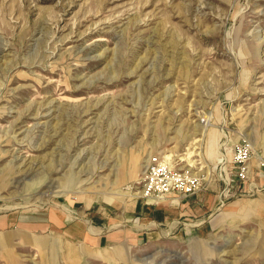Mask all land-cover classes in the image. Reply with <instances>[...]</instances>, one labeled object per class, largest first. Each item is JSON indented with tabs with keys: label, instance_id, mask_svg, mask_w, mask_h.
Returning <instances> with one entry per match:
<instances>
[{
	"label": "rangeland",
	"instance_id": "1",
	"mask_svg": "<svg viewBox=\"0 0 264 264\" xmlns=\"http://www.w3.org/2000/svg\"><path fill=\"white\" fill-rule=\"evenodd\" d=\"M0 264H264V0H0Z\"/></svg>",
	"mask_w": 264,
	"mask_h": 264
},
{
	"label": "crops",
	"instance_id": "2",
	"mask_svg": "<svg viewBox=\"0 0 264 264\" xmlns=\"http://www.w3.org/2000/svg\"><path fill=\"white\" fill-rule=\"evenodd\" d=\"M206 140L208 141L209 138L207 139L206 137ZM160 202L162 200H159ZM163 205V204H162ZM132 215V214H131ZM143 215L144 216H149V217H152V221H146L145 220H140L139 221V224L137 225V227H140V226H144L145 228L149 229L151 228L153 225H155V221L157 222V217L153 214L151 216V214L146 210L143 212ZM170 215H173V211H164V217H163V220L162 221H166L167 217H169ZM50 220L52 222L56 221V219L59 221L60 220V216H57L55 215L53 212H50ZM56 217V218H55ZM101 222L104 226L112 223V220L111 218H108L106 216H104L103 218H101ZM88 229V230H87ZM99 226L96 228L91 226V227H87L86 230L87 231H90L92 233H95V232H98L99 230ZM185 230V229H183ZM184 233L188 232V230H185L183 231ZM154 234H146L147 237H151L153 236ZM23 236V235H22ZM81 236V234H80ZM140 235H138L137 233H133L131 232L129 229H118V230H115V231H112V232H107L106 234H104V237H105V240L103 241V243H98L99 239H100V236H94L92 240H86L84 239V242L82 241V243L86 244L85 242L86 241H90L92 243H94V245H98V247L101 246V248H99V254H103V255H110V254H117V255H124L126 253L125 251V243L131 238L133 237V239H137ZM108 243H111L108 245ZM83 245V244H82ZM107 245V246H106ZM103 247V248H102ZM94 248V247H92ZM79 250H84V251H87L85 250L84 248H79ZM90 256H98L99 254H97V252H95L94 250L90 252ZM147 258H142L140 259L142 262H146Z\"/></svg>",
	"mask_w": 264,
	"mask_h": 264
},
{
	"label": "built area",
	"instance_id": "3",
	"mask_svg": "<svg viewBox=\"0 0 264 264\" xmlns=\"http://www.w3.org/2000/svg\"><path fill=\"white\" fill-rule=\"evenodd\" d=\"M235 158L238 162L244 161L246 158V150L244 148L237 147ZM144 167V178L147 180V182H182V178L185 182H192L193 179H190L187 176H182V178H178L172 175V173L169 172V170L166 168L163 161H159L157 156H150L146 160V164L144 165Z\"/></svg>",
	"mask_w": 264,
	"mask_h": 264
},
{
	"label": "bare ground",
	"instance_id": "4",
	"mask_svg": "<svg viewBox=\"0 0 264 264\" xmlns=\"http://www.w3.org/2000/svg\"><path fill=\"white\" fill-rule=\"evenodd\" d=\"M202 138V137H201ZM201 138H198V139H196V141H198V140H201ZM198 162H196V164H197ZM144 167V166H143ZM160 183L161 182H147L145 185H144V189L140 192V196L142 197V196H144V195H147V193H148V191H149V189L154 185V186H158V187H161V185H160ZM168 184H166V185H162V186H167ZM145 191H147V192H145ZM143 261V260H142Z\"/></svg>",
	"mask_w": 264,
	"mask_h": 264
}]
</instances>
